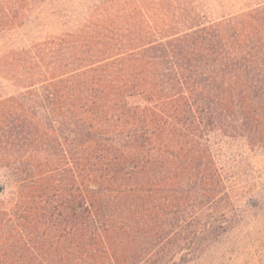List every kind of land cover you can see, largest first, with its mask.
<instances>
[{"label": "trees", "instance_id": "trees-1", "mask_svg": "<svg viewBox=\"0 0 264 264\" xmlns=\"http://www.w3.org/2000/svg\"><path fill=\"white\" fill-rule=\"evenodd\" d=\"M28 4L0 0V29ZM0 76V264H199L258 205L236 167L264 156V0L94 3Z\"/></svg>", "mask_w": 264, "mask_h": 264}, {"label": "rangeland", "instance_id": "rangeland-1", "mask_svg": "<svg viewBox=\"0 0 264 264\" xmlns=\"http://www.w3.org/2000/svg\"><path fill=\"white\" fill-rule=\"evenodd\" d=\"M258 0H186L195 11L214 19L241 11ZM118 0H28L23 19L11 28L0 29V55L10 48L65 31L83 21L94 3L110 13ZM113 5V6H112ZM2 86V87H1ZM0 94L16 89L0 76ZM243 159L236 167L239 187L251 183L261 191L258 205L245 207L241 222L211 246L199 264H264V156L242 148Z\"/></svg>", "mask_w": 264, "mask_h": 264}]
</instances>
